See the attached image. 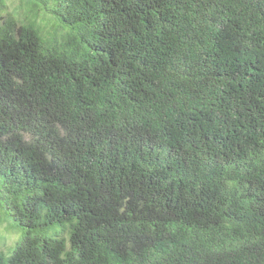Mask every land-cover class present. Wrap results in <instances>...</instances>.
I'll return each mask as SVG.
<instances>
[{"label": "trees", "instance_id": "1", "mask_svg": "<svg viewBox=\"0 0 264 264\" xmlns=\"http://www.w3.org/2000/svg\"><path fill=\"white\" fill-rule=\"evenodd\" d=\"M0 264H264V0H0Z\"/></svg>", "mask_w": 264, "mask_h": 264}, {"label": "rangeland", "instance_id": "2", "mask_svg": "<svg viewBox=\"0 0 264 264\" xmlns=\"http://www.w3.org/2000/svg\"><path fill=\"white\" fill-rule=\"evenodd\" d=\"M0 236L6 238V244H12L16 240V237L14 235H9L4 231V227H0Z\"/></svg>", "mask_w": 264, "mask_h": 264}]
</instances>
